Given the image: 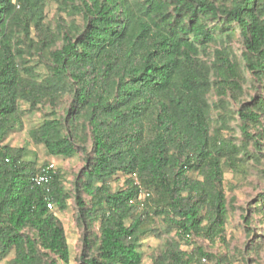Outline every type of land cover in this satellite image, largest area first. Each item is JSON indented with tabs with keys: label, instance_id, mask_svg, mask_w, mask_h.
<instances>
[{
	"label": "trees",
	"instance_id": "obj_1",
	"mask_svg": "<svg viewBox=\"0 0 264 264\" xmlns=\"http://www.w3.org/2000/svg\"><path fill=\"white\" fill-rule=\"evenodd\" d=\"M56 1L47 21V0H0V264H69L70 199L79 264H141L148 236L165 237L151 264H231L191 243L225 242L224 176L264 164V0ZM23 105L47 109L29 132L47 157L82 155L71 192L56 169L34 185L49 164L4 144Z\"/></svg>",
	"mask_w": 264,
	"mask_h": 264
},
{
	"label": "rangeland",
	"instance_id": "obj_2",
	"mask_svg": "<svg viewBox=\"0 0 264 264\" xmlns=\"http://www.w3.org/2000/svg\"><path fill=\"white\" fill-rule=\"evenodd\" d=\"M57 12V1L47 0L46 7V20L50 21L54 19ZM232 49L235 55H239L241 52L240 44L237 39H233ZM42 69V65L39 66ZM248 95L257 96L260 92L259 86L255 85L251 87L247 85ZM253 89H258L254 92ZM66 105H62L58 110L59 115H63V110ZM27 105H23V114L21 117L22 126L13 131L8 137H6L4 144L11 148H26L34 156V160L37 165L42 163L53 164L55 169L60 172L63 177L64 187L68 192H71L72 182L75 176L83 169L84 162L80 153L76 154L72 158H49L45 155L44 148L42 146H35L31 143L29 138L30 130L35 127L47 113V109L40 107L34 112L27 111ZM264 164H259L254 168H250L249 175L246 177L245 182L240 183L238 177L233 178L230 173H226L224 178V191L226 194L227 204L229 203L231 209L228 211V221L225 228V242L216 241L213 243L207 242L203 239H192V246H199L206 252L215 256H227L233 257L231 264H264V242L261 245V249L251 250V241H257V235L259 230L264 229V212L258 214L252 212L254 207H258L261 204L260 197L264 196ZM112 189H116L122 186L123 179L118 182L110 180ZM232 200V201H231ZM68 209L64 212H57V216L61 221L64 228L67 243L70 249V262L69 264H79L78 257L82 248L81 234L82 229L80 223L76 219V209L74 201L70 199L68 201ZM252 219L251 223L246 226L242 221V216ZM161 223L156 221V227ZM96 231V229H95ZM174 235V232L171 236ZM165 237H163L164 239ZM163 239H157L152 236L142 238L139 247L142 253L141 264H151V257L155 254L159 248L163 246ZM246 245L248 247H246ZM191 246V245H190ZM190 246H182L183 250L190 251ZM13 258V254H10L5 258L1 264H9ZM204 259V261H203ZM201 259L202 264H213V262L207 261L205 258ZM60 263V262H59Z\"/></svg>",
	"mask_w": 264,
	"mask_h": 264
},
{
	"label": "built area",
	"instance_id": "obj_3",
	"mask_svg": "<svg viewBox=\"0 0 264 264\" xmlns=\"http://www.w3.org/2000/svg\"><path fill=\"white\" fill-rule=\"evenodd\" d=\"M53 174H55V167L53 164H49L44 169H42L39 173L34 175L31 178V182L36 186L47 185L49 184V182H51ZM148 196L149 195L146 192L145 193L143 191L139 192L137 197L131 200L130 203L137 204V206H139V208L141 209L143 208L144 203L146 201L145 199L148 198ZM47 208L52 210L53 209L52 204L48 203Z\"/></svg>",
	"mask_w": 264,
	"mask_h": 264
}]
</instances>
